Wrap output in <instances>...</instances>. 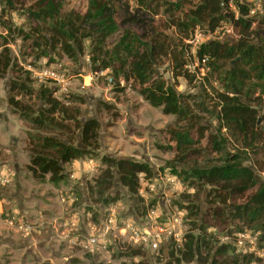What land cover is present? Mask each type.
Returning <instances> with one entry per match:
<instances>
[{"label":"rangeland","instance_id":"1","mask_svg":"<svg viewBox=\"0 0 264 264\" xmlns=\"http://www.w3.org/2000/svg\"><path fill=\"white\" fill-rule=\"evenodd\" d=\"M85 2L64 0V7L82 11ZM227 6L236 18L237 12L235 15L233 7ZM160 10L153 14L140 8L135 0H123L115 4V19L120 26L134 29L143 39L166 35L169 52L158 58V74L166 82L174 84L177 92L190 96L188 102L194 103L192 113L198 117L192 120L207 127L204 134H215L224 143L225 151L246 150L248 161L245 165L254 170L258 182L264 183V171L258 167L264 153V100L251 103L256 110L251 126L257 132L254 141H249V136H234V131L223 127L217 132V98L214 91H221L222 86L215 78L206 75V68L200 66L193 56L197 44L202 41L236 39L237 27L222 21L211 31L194 29L184 40L188 48L182 54L185 61L183 67L192 78L190 81L181 76L172 79L171 68L181 56L179 41L174 29L163 23L164 16ZM21 11L19 8L3 16L8 21L7 26L14 28L7 44L11 58L17 66L28 71V68L52 67L58 73H64L65 83L62 85L53 84L45 78L39 80L31 71L28 81L34 89L38 83L52 89V96L67 107L66 116L76 121L95 118L99 123L98 147L90 150L88 155L64 163L65 177L62 181L53 184L47 176L41 181L32 178L26 169L28 152L24 134L29 125L19 120L6 103L11 71L0 75V171L9 178V182L0 183V264H136L139 261L141 264H162L171 248L178 255L186 235L205 237L206 246L202 243L198 257L180 264H209L212 260L214 264H264V221L242 224L231 216L235 205L243 203L245 194L233 196L188 176L192 167L219 155L205 138H199L185 157L176 153L167 129L178 125L184 127L187 122H175L173 114L163 113L160 107L148 104L130 85L122 89L113 88L106 71L96 72L91 68L86 49L73 61L58 49L32 46L34 36ZM224 13L228 15L227 11ZM0 33H5L4 28L0 27ZM206 33L210 34L206 36ZM194 35L197 40L200 37L198 43L191 39ZM174 43H177V48ZM41 49L45 51L44 55L40 54ZM205 76L209 79L205 80ZM121 84L123 82L119 81L118 86L121 87ZM34 95L36 93L17 98L34 109L42 107L43 101ZM208 96L213 100H209ZM200 99H203L206 111L198 109L196 103ZM193 124L190 133L195 138L197 132ZM55 131L61 133L57 135L59 138H69L71 143L80 146L77 128L61 127L59 130L55 128ZM247 142L251 148L246 146ZM102 155L134 159L149 165L151 175L144 179L151 184L144 187L143 198L138 192L136 197L130 196L120 185L115 171L109 192L115 191L117 199L104 202L105 195L98 197L93 181L104 168L100 161ZM171 176H175V180H169ZM111 206L120 219L133 218L136 222L147 220L150 207L158 206L163 217L179 213L184 238L180 247L172 246V241L166 246L160 244L156 250L126 246L117 240L105 246L85 247L84 242L78 243L76 233L81 237L91 225L98 227L106 215L105 209ZM243 230L248 236L238 237L237 234ZM253 235L255 240L251 238ZM221 244L228 245L227 252L214 254ZM130 250L136 253L130 254Z\"/></svg>","mask_w":264,"mask_h":264},{"label":"trees","instance_id":"2","mask_svg":"<svg viewBox=\"0 0 264 264\" xmlns=\"http://www.w3.org/2000/svg\"><path fill=\"white\" fill-rule=\"evenodd\" d=\"M121 1L123 0H86L83 10L79 11L65 9L64 0H0V27L5 30V33H0V75L7 70L11 71L6 103L19 120L29 125L24 132L28 152L27 171L32 178L40 181L44 176L53 184L62 181L65 177L64 163L88 155L90 150L98 147L99 123L93 117L76 121L66 116L67 107L52 96V89L42 83H38L36 89L31 87L28 81L30 72L14 63L7 45L14 28L7 26L8 21L3 16L19 8L29 22V30L34 36L32 46L58 49L73 61L86 49L91 68L96 72L106 71L110 79L108 82L113 88L122 89L123 86L130 85L148 104L160 107L163 113L173 114L175 122H187L184 127L178 125L167 129L169 139L174 143L173 150L185 157L193 150L191 147L199 138H205L211 149L219 154L215 159H206L204 164L192 167L188 176L233 196L245 194L243 203L235 205L231 213L242 224L264 221V183L258 182L254 170L245 165L248 161L246 150L225 151L222 140L211 132L204 134L207 127L194 123L195 120L192 119L198 117L192 113L194 103L188 102L190 96L177 92L174 84L166 82L156 68L158 58L169 52L166 35H162V38L158 35L143 39L131 27L120 26L115 19V4ZM135 2L140 8L153 14L161 8L163 23L172 27L177 34L181 56L171 68L172 79L181 76L190 81L192 78L183 67L185 61L182 54L188 48L184 40L189 38L194 29L211 31L222 21L231 22L237 27L236 39L202 41L197 44L193 56L200 66L206 68V75L215 78L222 86L221 91H214L217 98V132L223 127L234 131V136H249V141H254L257 132L251 126L256 118V110L251 103L264 100V0L261 1V12L254 16H247L246 6L233 1L236 18L229 10L227 0ZM174 47L177 48V43H174ZM40 54L44 55L45 51L41 49ZM203 57L206 60L201 63ZM208 77L205 76V80ZM119 81L123 82L121 87L118 86ZM32 93H36L34 96L43 101L42 107L34 109L17 98L20 95L30 96ZM208 99L213 100L210 96ZM196 105L201 111L207 110L203 99L198 100ZM192 124L197 132L195 138L190 133ZM61 127L77 128L80 146L71 143L69 138H59L57 135L61 133L55 131V128L59 130ZM246 146L251 148L249 142ZM262 158L258 167L264 171V153ZM100 161L104 168L99 171L93 184L98 197L105 195L104 202L117 199L115 191L109 192L114 171L120 185L134 197L139 187L137 174L142 173L145 179L151 175V168L143 161L104 155ZM172 172L175 171L172 169ZM204 238L186 235L178 255L171 248L162 264L190 262L199 256L201 244L206 246ZM171 245L173 246L172 243ZM227 250L228 245L221 244L214 254H223ZM133 253L136 252L130 250V254ZM213 262L214 260L209 264H214ZM136 264L141 263L139 261Z\"/></svg>","mask_w":264,"mask_h":264},{"label":"built area","instance_id":"3","mask_svg":"<svg viewBox=\"0 0 264 264\" xmlns=\"http://www.w3.org/2000/svg\"><path fill=\"white\" fill-rule=\"evenodd\" d=\"M233 1H237L243 4L247 8V16H254L261 12V1L262 0H227V5L233 7V11L236 15V9L234 7ZM228 31V29H226ZM210 33H206L208 36ZM193 42L198 43L197 37L194 35ZM194 43V44H195ZM192 54V52H191ZM206 57L201 59V63H204ZM31 73L37 77L39 80L45 78L50 80L53 84L62 85L65 83L64 73H58L52 67H42L38 70H33L28 68ZM138 178V194L140 197H144L143 190L146 185L150 187L151 183L145 180L142 173L137 174ZM169 180H175V176L168 178ZM9 182V178L6 177L0 171V183ZM111 208L113 206L106 208V215L102 218L101 223L98 227L91 225L89 230L80 237V234L76 233L77 242L82 243L85 247L92 246H105L111 243L112 240L122 241L126 246L133 247H145L156 250L160 244H164L172 241V244L177 247L181 244L184 239L181 231V216L179 213L171 214L163 217L158 209V206L150 207L147 211V220L141 222H136L133 218L129 220L124 218L120 219L117 213ZM78 229H76L77 231ZM238 237H247L246 231H240L237 234ZM255 240V236L251 237ZM252 242V241H250ZM236 251L238 249L236 248Z\"/></svg>","mask_w":264,"mask_h":264},{"label":"water","instance_id":"4","mask_svg":"<svg viewBox=\"0 0 264 264\" xmlns=\"http://www.w3.org/2000/svg\"><path fill=\"white\" fill-rule=\"evenodd\" d=\"M230 63L232 64L233 63V59L232 60H230ZM110 80V79H109ZM257 122H258V119L256 120Z\"/></svg>","mask_w":264,"mask_h":264}]
</instances>
